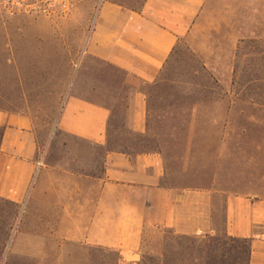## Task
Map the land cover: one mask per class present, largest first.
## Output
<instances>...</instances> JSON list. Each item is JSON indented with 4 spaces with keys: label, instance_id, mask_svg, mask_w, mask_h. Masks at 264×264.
Segmentation results:
<instances>
[{
    "label": "rangeland",
    "instance_id": "obj_1",
    "mask_svg": "<svg viewBox=\"0 0 264 264\" xmlns=\"http://www.w3.org/2000/svg\"><path fill=\"white\" fill-rule=\"evenodd\" d=\"M112 1L140 9L146 0ZM103 2L72 0L68 12L52 17H0V109L33 120L40 156L51 162L77 157L74 166L90 171L107 149L63 132L60 114L71 94L108 104L113 117L107 148L162 150L175 184L215 194L216 233L150 231L140 260L126 263L113 250L41 240L40 230L23 227L19 207L0 200V264H221L236 257L247 264L246 249L226 238L225 207L230 195L264 201V37L237 42V21L221 19L180 41L159 79L143 86L149 131L134 135L125 74L86 56ZM254 23L264 33V20ZM14 240L23 242L18 252L41 251L24 258L13 251Z\"/></svg>",
    "mask_w": 264,
    "mask_h": 264
},
{
    "label": "crops",
    "instance_id": "obj_2",
    "mask_svg": "<svg viewBox=\"0 0 264 264\" xmlns=\"http://www.w3.org/2000/svg\"><path fill=\"white\" fill-rule=\"evenodd\" d=\"M221 19L237 21V42L262 38L254 21L264 20V0H146L140 9L104 0L86 56L125 74L131 133L149 131L143 86L159 79L180 41L189 42L200 28L216 27L214 21ZM112 117L108 104L77 94L69 95L62 108L58 126L63 132L107 149L99 166L87 171L74 166L80 163L77 157L51 162L40 156L33 120L0 109V200L21 209L23 227L40 230L41 240L116 251L126 263L140 260L150 231L215 234V194L175 184L162 150L108 149ZM225 233L251 240L249 264H264V201L228 196ZM19 244H12L16 253ZM40 251L31 247L17 254L33 259Z\"/></svg>",
    "mask_w": 264,
    "mask_h": 264
},
{
    "label": "built area",
    "instance_id": "obj_3",
    "mask_svg": "<svg viewBox=\"0 0 264 264\" xmlns=\"http://www.w3.org/2000/svg\"><path fill=\"white\" fill-rule=\"evenodd\" d=\"M72 0H0V17H52L66 13Z\"/></svg>",
    "mask_w": 264,
    "mask_h": 264
},
{
    "label": "trees",
    "instance_id": "obj_4",
    "mask_svg": "<svg viewBox=\"0 0 264 264\" xmlns=\"http://www.w3.org/2000/svg\"><path fill=\"white\" fill-rule=\"evenodd\" d=\"M245 41H242V43H244ZM226 238L231 241V242H238L239 244H241L243 246L244 249H246L247 251V254H248V258H247V264H249L250 262V254H251V240H238V239H232V238H229L227 235H226ZM207 240H212L213 238H209V237H206ZM240 258L239 257H236V258H232L230 259L231 262L227 263V262H221V264H240ZM118 264H122L120 261L118 262ZM141 264H146V263H141Z\"/></svg>",
    "mask_w": 264,
    "mask_h": 264
}]
</instances>
